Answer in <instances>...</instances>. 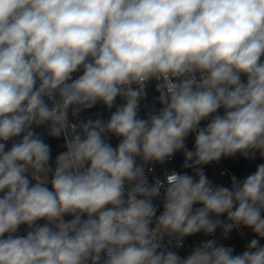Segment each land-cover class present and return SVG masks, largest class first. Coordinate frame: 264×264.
I'll return each instance as SVG.
<instances>
[{
  "label": "clouds",
  "instance_id": "1",
  "mask_svg": "<svg viewBox=\"0 0 264 264\" xmlns=\"http://www.w3.org/2000/svg\"><path fill=\"white\" fill-rule=\"evenodd\" d=\"M262 56L264 0H0V264H264L258 239L238 255L207 240L183 259L163 243L240 226L264 238V164L231 187L202 167L264 157ZM151 80L163 107L140 118ZM118 96L107 121L69 120ZM33 126L63 135L54 168ZM177 151L198 179L150 184L145 167Z\"/></svg>",
  "mask_w": 264,
  "mask_h": 264
},
{
  "label": "built area",
  "instance_id": "2",
  "mask_svg": "<svg viewBox=\"0 0 264 264\" xmlns=\"http://www.w3.org/2000/svg\"><path fill=\"white\" fill-rule=\"evenodd\" d=\"M264 60V56L261 58ZM79 75H82V71H78L73 74V78H77ZM242 81L246 82V77L242 76ZM156 81L151 80L146 85V97L141 100L140 102V111L138 113L140 118H147L149 112L151 111H158L163 105L158 101L157 97L159 96V93L156 91ZM135 87V85H133ZM125 103V100H123L121 97H117L114 106L109 109L107 108L102 102H98L94 107L91 109H83L80 111L79 115L77 117H73L71 115V108L69 109L70 115L69 120L74 123H79L81 121H87L89 119L95 120V119H102L104 121H107L110 119L111 114L116 111V106L121 105ZM51 106V105H49ZM220 114H223L224 109L221 108L218 110ZM208 123L207 120L201 121L200 126L204 127ZM191 137L194 140L195 133H190L187 138ZM108 142L115 148L118 143L120 142V137L115 136L112 133L107 134ZM185 139V140H186ZM65 140V139H64ZM239 157V154L236 156H228V157H221L219 161L211 162L207 164V169H203L205 174L207 175L208 179L214 184V185H223L225 187H231V177L235 176L238 180H243L239 175H237L233 169L231 168V164ZM137 163H141L140 158H137ZM149 169H152L149 171ZM172 172H178L181 174H188L194 176V178L198 179V177H195V174L192 173H186L184 170L178 167V159L176 153L173 154V156L170 159H167L163 163H149L145 167V173L147 176V179L150 184L154 183L156 179H159L161 181H166V175L171 174ZM163 190H161V197L154 198L153 203L157 206V212L156 216H159L163 211ZM195 208L202 207L200 204H196L193 206ZM213 219H215L214 214H210ZM226 213L221 215L219 217L220 220L225 221ZM262 217L264 218V212H262ZM155 223L150 225V227H154ZM242 239L249 244L247 230L248 228L245 226H240L236 228ZM223 236L222 229L218 228L214 234L211 235H205L203 231L196 233L194 235H190L187 237H184L183 239V246L176 248L175 247V241L173 238V244L168 245V237H165L163 243L170 248V250L175 251L182 259L186 258L193 248L196 246H199L202 242H205L207 240H216L218 241L219 238ZM218 244V243H217ZM222 245V244H218ZM225 247L231 248L232 247L228 245H223ZM232 255L233 252H232Z\"/></svg>",
  "mask_w": 264,
  "mask_h": 264
},
{
  "label": "trees",
  "instance_id": "3",
  "mask_svg": "<svg viewBox=\"0 0 264 264\" xmlns=\"http://www.w3.org/2000/svg\"><path fill=\"white\" fill-rule=\"evenodd\" d=\"M33 127H34V131L37 134H39L41 138L45 141V143H47L50 146V149H51L50 164H52L54 168L55 167L54 162H55L56 157L60 153L66 151L65 140H64L63 135L59 138L51 137L48 135L46 126H39V127L33 126ZM22 135L23 134H21L20 137H15L9 141L18 140L22 137ZM185 145L187 149L194 150V140L191 137L185 140ZM176 155L178 159V167L184 170V172L186 173L194 174V170L192 168L183 167L184 160H185L183 151H177ZM260 164H264V157H261L260 153L257 151L255 152L254 157L251 159L245 158L239 155V157L231 164V168L237 175H239L244 180L248 175L253 174L256 171L257 166ZM202 167L203 169L206 170L207 164L202 165ZM29 179L33 184L36 183V180H34L31 176H29ZM47 186L49 187V189H51V184H48ZM6 192H7V189L0 192V198H2L6 194ZM64 218H65V221H69L72 219V217L69 215H65ZM226 220H227V215L225 217V221ZM45 223L46 221L43 219L37 221V224L39 225H43ZM27 231H28V228L26 225H20L17 233L14 235H26ZM7 235L8 234H5L4 238H7ZM247 235H248L249 243L252 239H258L260 245L263 246L262 242L264 238L258 237L257 234L252 231V229L248 228ZM217 243L232 247L234 255L242 254L244 251L247 250V247H248L247 243L242 239V237L240 236L236 228H233V230L228 234L227 238H225L223 234V236L218 239Z\"/></svg>",
  "mask_w": 264,
  "mask_h": 264
},
{
  "label": "rangeland",
  "instance_id": "4",
  "mask_svg": "<svg viewBox=\"0 0 264 264\" xmlns=\"http://www.w3.org/2000/svg\"><path fill=\"white\" fill-rule=\"evenodd\" d=\"M20 139H22V137H21ZM20 139H18V140H20ZM18 140L7 141V142H6V145H5V150H6V151L9 150V149L11 148L12 144L15 143V142H17ZM64 219H65V218H64ZM262 245L264 246V240H263V242H262ZM191 251H192V250H191Z\"/></svg>",
  "mask_w": 264,
  "mask_h": 264
}]
</instances>
